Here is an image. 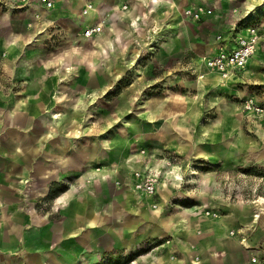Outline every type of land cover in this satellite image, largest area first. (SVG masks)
Returning <instances> with one entry per match:
<instances>
[{
	"label": "rangeland",
	"instance_id": "374dc122",
	"mask_svg": "<svg viewBox=\"0 0 264 264\" xmlns=\"http://www.w3.org/2000/svg\"><path fill=\"white\" fill-rule=\"evenodd\" d=\"M172 1L142 0L136 9L146 24L116 36L112 47L104 46L111 38L104 32L87 40L80 29L53 31L43 46L27 45L18 53L31 60L25 79L14 73L20 67L9 62L6 42L0 45V143L21 136L17 125L30 118L25 133L39 150L50 130L44 121L54 111L63 114L47 137L61 138L66 174L61 182L49 175L43 192L39 154H33L34 187L28 183L25 192L35 211L61 223L65 211L56 199L78 180L74 194L93 218L94 238L80 241L85 249L76 264H217L222 253H201L198 244L227 223L229 236H241L242 243L247 235L235 229L243 225L240 217L255 221L264 207L258 202L264 197V133L242 109L251 95L264 99V0ZM195 6L210 13L199 21L185 19V9ZM82 9L64 16L61 26L87 17ZM8 24L0 15V32ZM251 24L261 43L245 82L220 83L207 73L203 57L230 39L235 27ZM14 39L8 41L11 53ZM19 102L32 108L26 121L9 113ZM75 162L89 165L67 174ZM134 162L156 170L158 198L134 187ZM88 171L90 179L80 180ZM233 218L237 225H231Z\"/></svg>",
	"mask_w": 264,
	"mask_h": 264
},
{
	"label": "crops",
	"instance_id": "0c3cea01",
	"mask_svg": "<svg viewBox=\"0 0 264 264\" xmlns=\"http://www.w3.org/2000/svg\"><path fill=\"white\" fill-rule=\"evenodd\" d=\"M86 1L87 0H56L55 8L47 10L42 7L37 0H33L26 4L22 3L21 0H0V15H4V17L9 19L7 32H0V45L5 41L10 58L9 62L16 65L19 64L20 69L14 72L15 74H20L18 78H26L27 67L25 64H29L31 61L29 58L17 56L20 51L22 52V50H24L25 46L30 45L29 47L31 49L33 47L37 48L43 46L45 40L49 36L48 34H52L55 30L61 33L64 31H66V33H75L80 29V32L77 33L82 37L79 36L88 40L89 38H85L81 32L90 24L104 17L103 7L105 6L120 7L123 4L129 6L127 11L119 13V19L114 25H110V21L105 23L104 33L107 34L106 36L111 37L104 44L107 47H112L109 42L114 46L117 39L116 36H123L129 29H133L131 23H135L136 18L139 19V27L137 29L143 28L147 22L140 10L136 9V6L141 4L142 0H97L95 1L97 6L96 11H93L82 20H78L79 22L73 21L69 23L67 27H62L61 21L65 20L64 16H72L74 13H79ZM157 5L158 4H155L153 7L156 8ZM164 8L170 12V7L164 6ZM37 14L39 18L35 17ZM203 18H205V16ZM154 19L157 18L154 17ZM185 19L191 20L187 17H185ZM152 25L153 17L151 27ZM159 27L161 28L160 25ZM51 34L50 36H52ZM100 36L101 35H97L93 38L97 40L101 38ZM11 38H15L13 40V44L15 45L13 53H11L8 48V41ZM231 38L232 36L230 35V39ZM96 44L101 43L94 42V46ZM93 48L95 49L96 47ZM150 48H152V46ZM217 48L209 54H214ZM54 59L51 61L54 62ZM202 65L208 70L207 73L215 75V80L219 78L220 83L224 84L229 82H245L244 77L248 74L244 71L242 74L234 76L229 80H224L218 72L209 70L203 62ZM53 79H56V77ZM26 105V103L20 105L16 104L11 111L9 110L10 115L12 116L13 114V116H18V118L24 116L23 121H26V116L30 117V114L26 111L32 109L31 107L25 109ZM16 111L20 114H17ZM30 122L29 118L27 119V123L17 125L23 128V134L21 136L19 134H14L11 141L5 139L0 143V264H76V260H78L81 251L85 249L80 241L86 240L88 244L90 240L94 238V233L89 227L90 223H92V225L94 224L93 218H88L90 216V214L88 215V209L85 210L83 208L82 200L74 194L76 189L75 183H77L78 180L72 182L71 190L63 193L62 196L56 199V206L61 208L62 212L65 211L63 222H54L48 219L47 214L38 213L33 208L31 195L25 192L29 184L34 187V180L32 178L34 177L32 174L33 154H39L41 164L38 171L40 179L43 181V192H47V177L49 175H54L56 177L55 180L61 182L66 174L65 168L67 167H65L64 163L65 152L61 138L58 136L51 138L47 137L49 133H52L53 130L56 129V125L60 122L52 126L49 118L47 121H44V125L49 127L50 130L44 138H40V151L35 145L37 142L32 144L33 138H31V134L26 135L25 133V130H28L27 128L30 130ZM1 123L2 120L0 119V125L2 126ZM260 131L264 133L263 130H259L258 132ZM38 151L39 153H37ZM78 163H72L73 167H71V170H69L67 174L77 175L79 173L78 170L89 165L84 163L80 164V167H78ZM139 164L140 163L134 162L131 165V167H134L133 171L140 168ZM51 169L54 171H51ZM91 174L92 173L88 171L80 180L84 178L90 179L88 175ZM162 190L166 191L164 188H162ZM160 193L161 189L158 195H160ZM158 195L156 196L157 198ZM175 195L176 193H173L170 196ZM69 198H71V200H68ZM150 198L153 199L152 197ZM160 198V200H162L163 195H161ZM84 210L86 211L85 214L82 213ZM261 214H264L263 210ZM239 221L245 226H236L235 229L244 230H242L243 233L247 235L246 246L243 242L240 243L241 241L239 240L241 236L236 235L234 238L229 236L228 232L231 227L230 224L227 223V225H225L226 227H223V225L216 226L215 235L206 237L198 244L197 249L202 251L201 253H205V251H210L212 249L216 252H221V256L219 255V257L216 258L217 264H252L250 261L251 255L254 252L256 253L258 246H264V218L259 214L258 218L254 221L253 217L252 221L250 217L242 216ZM239 221L233 218L231 225H237ZM87 223L88 225L84 226V224ZM211 259L214 260V257ZM203 264H210V262H204Z\"/></svg>",
	"mask_w": 264,
	"mask_h": 264
},
{
	"label": "built area",
	"instance_id": "2783aa9c",
	"mask_svg": "<svg viewBox=\"0 0 264 264\" xmlns=\"http://www.w3.org/2000/svg\"><path fill=\"white\" fill-rule=\"evenodd\" d=\"M22 3H30L33 0H21ZM38 3L47 10H52L56 6V0H37ZM97 0H87L82 9V15H89L96 11ZM105 6V5H104ZM104 17L95 23L87 26L82 35L85 38H93L101 35L105 30V23L110 21V25H114L119 19V13L127 11L129 6H105ZM210 10L204 6H195L185 9L184 15L194 21L201 20ZM39 18V15H35ZM133 28L139 27V19L136 18L135 23H131ZM246 29L235 27L234 32H230L231 39H224L218 46L214 54H208L203 57L202 62L211 71L218 72L222 79L230 78L242 74L247 70L251 57L256 53L261 43V35L254 24L247 25ZM242 109L246 112L248 119L251 120L257 131H264V99L256 96H249L242 101ZM144 153V150L142 151ZM172 172V171H171ZM179 177H175L178 179ZM134 187L148 197L155 198L158 195L159 175L153 168L146 167L144 170L139 168L133 171ZM209 213V212H208ZM242 242L246 246V237L242 236ZM248 247V246H247ZM251 255L252 264H264V246L260 245Z\"/></svg>",
	"mask_w": 264,
	"mask_h": 264
},
{
	"label": "bare ground",
	"instance_id": "6f19581e",
	"mask_svg": "<svg viewBox=\"0 0 264 264\" xmlns=\"http://www.w3.org/2000/svg\"><path fill=\"white\" fill-rule=\"evenodd\" d=\"M153 2H154V1H153ZM254 7H255V6H254ZM252 8H253V7H252ZM252 8H251V10H253ZM248 9H249V8H248ZM249 11H250V10H249ZM250 15H251V14H250ZM8 43H9V42H8ZM12 43H13V42H12ZM12 43H11V44H12ZM104 46H105V45H104ZM104 46H103V47H104ZM9 47H10V46H9ZM12 48H13V47H12ZM10 49H11V48H10ZM105 50H106V49H105ZM11 51H12V50H11ZM98 51H99V50H98ZM98 51H97V52H98ZM99 52H100V51H99ZM99 52H98V53H99ZM98 53H97V54H98ZM100 56H101V55H100ZM112 85H113V84H112ZM18 105H20V102H19ZM49 116H50V119H51L50 121H51V123H52L51 125L53 126L55 123H57V122L59 123V122L62 120V116H63V114H62L61 112H59V111H54V112H52ZM52 121H53V122H52ZM174 170H175V169H174ZM95 171H96V170H95ZM171 173H172V172H171ZM180 174H181V173H180ZM175 177H176V176H175ZM258 202L264 206V197H259ZM259 210H260V209H259ZM259 210L257 211V212H259V213H257V218H258L259 214L261 213V211L264 210V207L261 208L260 211H259Z\"/></svg>",
	"mask_w": 264,
	"mask_h": 264
}]
</instances>
